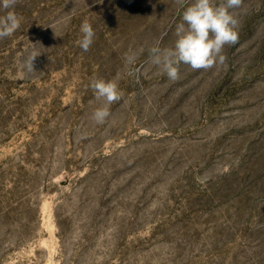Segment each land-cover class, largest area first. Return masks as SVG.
<instances>
[{
  "label": "rangeland",
  "instance_id": "rangeland-1",
  "mask_svg": "<svg viewBox=\"0 0 264 264\" xmlns=\"http://www.w3.org/2000/svg\"><path fill=\"white\" fill-rule=\"evenodd\" d=\"M191 3L18 0L0 39V264H264V0L230 9L222 65L171 80L148 49L174 46ZM94 78L123 92L99 125Z\"/></svg>",
  "mask_w": 264,
  "mask_h": 264
},
{
  "label": "clouds",
  "instance_id": "clouds-1",
  "mask_svg": "<svg viewBox=\"0 0 264 264\" xmlns=\"http://www.w3.org/2000/svg\"><path fill=\"white\" fill-rule=\"evenodd\" d=\"M18 0H0V39L12 36L21 26L22 18L15 12ZM186 0H177L182 6ZM242 0H192L190 6L182 13V22L175 28V43L173 47L161 48L157 41L148 49L150 62L157 66L171 80L179 77L181 64L193 70L210 69L223 64L226 56L223 49L226 45H235L239 40V21L230 9L239 7ZM82 39L79 47L87 52L95 36L92 25L85 20L80 28ZM41 53L31 52L22 62V68L28 73L35 72V61ZM135 56L126 54V62L132 63ZM90 87L95 98L102 101V106L96 108L91 119L96 124H104L110 116V106L122 99L123 92L119 90L116 80L105 81L93 79Z\"/></svg>",
  "mask_w": 264,
  "mask_h": 264
}]
</instances>
